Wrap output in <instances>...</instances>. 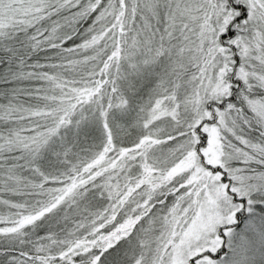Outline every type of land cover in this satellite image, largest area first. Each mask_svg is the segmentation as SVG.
<instances>
[{"label": "snow or ice", "instance_id": "obj_1", "mask_svg": "<svg viewBox=\"0 0 264 264\" xmlns=\"http://www.w3.org/2000/svg\"><path fill=\"white\" fill-rule=\"evenodd\" d=\"M0 264H264V0H0Z\"/></svg>", "mask_w": 264, "mask_h": 264}]
</instances>
